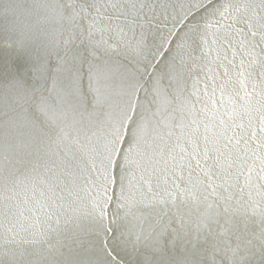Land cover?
Masks as SVG:
<instances>
[{
  "label": "snow or ice",
  "instance_id": "obj_1",
  "mask_svg": "<svg viewBox=\"0 0 264 264\" xmlns=\"http://www.w3.org/2000/svg\"><path fill=\"white\" fill-rule=\"evenodd\" d=\"M0 264H264V0H0Z\"/></svg>",
  "mask_w": 264,
  "mask_h": 264
}]
</instances>
